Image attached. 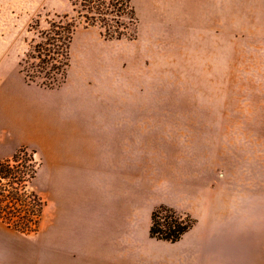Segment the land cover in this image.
Segmentation results:
<instances>
[{
  "label": "rangeland",
  "instance_id": "obj_1",
  "mask_svg": "<svg viewBox=\"0 0 264 264\" xmlns=\"http://www.w3.org/2000/svg\"><path fill=\"white\" fill-rule=\"evenodd\" d=\"M131 1L132 38L78 25L64 89L78 93L73 104L129 107L153 134L146 148L156 154L159 121L180 124L194 153L211 156L213 192L228 224L238 223V243L227 249L239 258L229 264H264V0ZM64 13L75 14L69 0H0V160L22 145L41 156L26 129L5 123L8 102L36 85L18 62L38 40L37 21ZM34 187L42 195L41 172ZM16 233L18 256L40 264L41 231Z\"/></svg>",
  "mask_w": 264,
  "mask_h": 264
},
{
  "label": "crops",
  "instance_id": "obj_2",
  "mask_svg": "<svg viewBox=\"0 0 264 264\" xmlns=\"http://www.w3.org/2000/svg\"><path fill=\"white\" fill-rule=\"evenodd\" d=\"M173 1L192 0H159ZM68 81L69 74L57 88L13 92L10 122L4 120L26 129L41 146V156L33 148L41 160L36 179L41 172L42 195L36 191L45 202L40 264L237 260L238 251L227 247L238 243V223L228 224L219 188L213 192L211 156L194 153L180 124L162 121L154 153L146 148L155 142L153 134L130 116L129 107L85 104L86 98L73 104L78 93L64 89ZM160 205L195 220L174 242L149 233L152 211ZM16 231L0 221V264H30L29 256H18Z\"/></svg>",
  "mask_w": 264,
  "mask_h": 264
},
{
  "label": "trees",
  "instance_id": "obj_3",
  "mask_svg": "<svg viewBox=\"0 0 264 264\" xmlns=\"http://www.w3.org/2000/svg\"><path fill=\"white\" fill-rule=\"evenodd\" d=\"M74 15L57 14L36 23L37 39L18 62V71L28 84L57 88L67 79L70 46L78 25L97 26L106 39L134 37L138 17L131 0H69ZM41 160L34 149L18 147L0 160V221L25 234L39 229L44 200L34 188ZM188 215L160 205L151 214L152 237L174 242L194 223Z\"/></svg>",
  "mask_w": 264,
  "mask_h": 264
}]
</instances>
